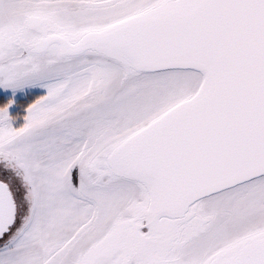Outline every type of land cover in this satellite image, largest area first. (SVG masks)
<instances>
[{
  "label": "snow or ice",
  "instance_id": "6c2138e0",
  "mask_svg": "<svg viewBox=\"0 0 264 264\" xmlns=\"http://www.w3.org/2000/svg\"><path fill=\"white\" fill-rule=\"evenodd\" d=\"M0 264H264V0H0Z\"/></svg>",
  "mask_w": 264,
  "mask_h": 264
}]
</instances>
